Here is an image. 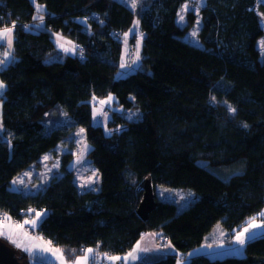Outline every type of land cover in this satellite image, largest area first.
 <instances>
[{
	"label": "trees",
	"instance_id": "1",
	"mask_svg": "<svg viewBox=\"0 0 264 264\" xmlns=\"http://www.w3.org/2000/svg\"><path fill=\"white\" fill-rule=\"evenodd\" d=\"M185 1L148 0L133 11L118 0H0V27L16 25L13 60L0 69V213L15 222L43 213L38 234L69 259L88 248L122 256L155 233L172 252L133 264H176L190 254L186 264H264V231L241 257L190 253L217 224L234 235L264 218V3L206 0L199 45L186 37L192 15L185 26L176 20ZM136 16L141 65L122 77V37ZM55 34L77 54L58 53ZM107 97L115 108L105 130L91 104ZM79 127L95 188L79 187L70 144L54 176L31 182L35 191L10 189ZM147 177L154 192L190 190L188 203L179 209L155 195L143 221L138 186ZM18 259L0 264H31Z\"/></svg>",
	"mask_w": 264,
	"mask_h": 264
},
{
	"label": "rangeland",
	"instance_id": "2",
	"mask_svg": "<svg viewBox=\"0 0 264 264\" xmlns=\"http://www.w3.org/2000/svg\"><path fill=\"white\" fill-rule=\"evenodd\" d=\"M121 3H124L127 5L131 10L136 11L140 5L143 6V3H146L148 0H135V7H132L133 0H118ZM259 3H264V0H257ZM206 0H186L182 6L180 7L179 13L177 15V22L179 25L185 26L189 23V16L192 15L193 17V24L192 27L189 29L186 37L187 39L195 44L200 45V41L198 39V29L200 27V9L205 5ZM183 16V21L180 20V17ZM37 17H41L40 14L37 15ZM139 20L136 16L134 18L133 24L131 28L123 34L122 37V54H121V63H120V74H123L122 77L127 76V74L130 73L133 69H137L138 66L141 65V46H142V40H141V34L139 32ZM3 28V27H0ZM195 33V35H193ZM127 34V35H126ZM54 43L56 47V51L64 56L66 53L71 54H77L76 50L74 51H65L64 48H73V44L67 40L64 36L61 34H55L54 36ZM63 44L64 47H61L60 45ZM258 48L260 51H263L262 41L258 43ZM0 60H4V53L10 52L8 48H3L0 50ZM58 57V56H57ZM55 56H52L48 58L47 61H53L55 59ZM123 65V67H122ZM129 72V73H128ZM132 73V72H131ZM0 82L1 79H0ZM4 84V83H3ZM5 85V84H4ZM5 91V87L0 90V115H1V103H2V97ZM100 101H105V103L101 104ZM112 101L109 100V97L100 99L94 103H92V120L94 124H98L100 126H103L104 129H107V122H108V114L110 113V110L112 108H115ZM107 109V111H106ZM59 116L60 118L65 121V114L63 111L59 110ZM128 116H131L133 113H126ZM50 121V122H49ZM49 123H51V119H49ZM2 130L1 122H0V131ZM83 128L79 127L76 128L74 131H72L68 137V139L62 143V146L58 148V155L55 157H52L51 155H46L48 157L47 160L44 158L42 159V163L40 166V171H37L36 173L33 172H27L25 174H22L20 178H17L12 181L10 189L13 191H19L24 194H29L35 190L33 188V184L31 182L35 183V181L43 182L46 179L48 180L49 176H54L57 168H59L61 155L67 153L69 150V145L72 144L73 150V160L70 163L71 169L74 170V173L76 175V181L80 188H87V187H93L95 188V183L98 181V175L94 168L90 165L88 159H87V153L90 150L89 145L86 142L85 139V133ZM68 142V143H67ZM86 147V151H85ZM16 181V183H13ZM22 181V182H21ZM34 186V187H33ZM190 190H184V189H168L166 187L157 186L156 192H154V195L161 200H171L172 202H175L178 204L179 209H181L184 205L188 203V197ZM168 195V196H167ZM170 196V197H169ZM157 202V200H155ZM264 213V210H263ZM9 217V216H8ZM11 218V217H10ZM44 218V214L40 213L39 218H37L36 215H33L32 218H25L21 222H14V220L11 218L10 220L5 221V224H8L10 227L0 229V231H3L5 234L0 235V239L9 247H11L13 250H15V256L16 261L19 262V259L22 255L27 256L29 263L31 264H60L59 259H57L56 255H53V252L51 251H44L42 250L43 247H51L53 250L59 249L60 252L63 254L66 264H75V260L79 257H81L83 253L79 256H77L74 259H69L67 257V254L65 253L64 249L61 247H56L49 245L45 239L40 237L38 234V226L42 219ZM30 220H36V225L33 226L31 224H26L25 221ZM1 223V222H0ZM255 223L264 225L263 220H255ZM16 225H23L22 229L16 228ZM248 227V225L246 226ZM245 228V227H244ZM243 228V229H244ZM242 229V230H243ZM218 230H221L220 224H217L214 227V235H218ZM239 232V231H238ZM237 232V233H238ZM24 233H27V236L24 235ZM234 234V237L236 234ZM257 233V232H254ZM253 233V234H254ZM211 234V233H210ZM258 235V234H257ZM259 237V236H258ZM152 236L148 237V239H142L137 245H139V249L136 251L137 258L135 260L129 259L127 262L124 260H118L115 261V264H133L136 263V261L139 259H143L146 256L153 257L157 255H168L172 252L173 248L169 242H167L165 239L157 237L160 245L150 244L149 242L152 240ZM216 240H223L221 237L214 238ZM15 241V243L13 242ZM233 245L229 246V243H226L224 241L217 242L214 244V246H208V247H202L200 248L199 253H208L212 256V258L219 257V258H225V257H241L240 255V249L238 244L235 240L231 242ZM17 245H21L18 247ZM35 245H41L42 247H36ZM137 245L130 249L127 253L122 255L121 257H125L128 255L129 252H132L134 249H136ZM25 248H28V251H25ZM94 250V249H93ZM175 252V251H174ZM179 255V254H178ZM107 256H115V255H107ZM94 257V258H93ZM191 257L190 255H187L186 258H182L181 256L177 257L176 264H186V262ZM88 264H113L112 261H109L105 258V254L102 255L99 252L93 251L92 254L89 256Z\"/></svg>",
	"mask_w": 264,
	"mask_h": 264
},
{
	"label": "snow or ice",
	"instance_id": "3",
	"mask_svg": "<svg viewBox=\"0 0 264 264\" xmlns=\"http://www.w3.org/2000/svg\"><path fill=\"white\" fill-rule=\"evenodd\" d=\"M132 7H135V0H133ZM37 11L38 12L42 11V9L40 8L39 5H37ZM37 18H39L41 21L43 20L42 16L41 17H33V19H37ZM183 19H184V17L181 16L180 20L183 21ZM15 27H16V25H15V23H13L11 25V27L6 26V27H3L2 29H0V44L6 42L9 49H11L12 44H13V32H14ZM193 35H195V33H193ZM60 46L64 47L63 44H61ZM262 46H264V42H262ZM64 50L67 52V51H74L75 49L73 47V48H64ZM3 55H4L5 59L0 60V64H4L7 62L8 57L10 56V52H5ZM122 67H123V65H122ZM4 87H5V85L3 84V82H0V90H2ZM111 99L112 98L109 97V100H111ZM100 103L103 104V103H105V101H100ZM233 111H235V110L233 109ZM81 131H83V130H81ZM86 150L87 149L85 147V151ZM44 159L47 160L48 157L46 156ZM13 183H16V181H14ZM261 215H264V213H262ZM36 216H37V218H39L40 213H37ZM4 219H5V221H7V220H10L11 218L8 217L7 215H5ZM36 222H37L36 220L25 221L26 224H31L33 226L36 225ZM8 227H10L8 224L0 223V229L8 228ZM15 227L22 229L23 225H16ZM261 227H264V225L255 223V217H253L251 219V221L249 222L248 227H245L242 231H239L236 234V237H235L236 242L240 245H243L245 243V240H246V234L250 233L251 229H256V228H261ZM4 234L5 233L3 231H0V235H4ZM24 235L27 236V233H24ZM13 242L15 243V241H13ZM47 243L49 245L51 244L50 241ZM17 246L20 247L21 245H17ZM35 246L36 247H42L41 245H35ZM138 249H139V245H137L136 249H134L132 252H129L128 255L123 257V258L118 257V256H107L106 254H105V258L108 259L109 261H112L113 264H115V261H118V260H124L125 262H127L129 259L135 260L137 258L135 253ZM28 250H29L28 248H25V251H28ZM42 250L53 252V255H56L57 259H59L60 264H66L64 256L60 252L59 249L53 250L51 247H43ZM93 251L94 250L92 248L86 249L84 252V255L75 260V264H88L89 256H90V254L93 253Z\"/></svg>",
	"mask_w": 264,
	"mask_h": 264
},
{
	"label": "crops",
	"instance_id": "4",
	"mask_svg": "<svg viewBox=\"0 0 264 264\" xmlns=\"http://www.w3.org/2000/svg\"><path fill=\"white\" fill-rule=\"evenodd\" d=\"M0 29H2V28H0ZM13 42H14V33H13ZM8 48V46H7V43L6 42H4V43H2V44H0V50H2L3 48ZM8 50L10 51V56L8 57V60H7V62L6 63H4V64H0V69H2V67H4V65H6L9 61H11V60H13V57H12V52H13V44H12V47H11V49H9L8 48ZM0 55H2L1 54V52H0ZM255 220H263L264 221V218H258V219H255ZM15 222V221H14ZM243 229V228H242ZM242 229L241 230H239V231H242ZM214 228H213V230H212V232H211V234H209L208 236H207V238H206V240H205V242H204V244L202 245V246H200V247H198V248H195L194 250H192L190 253H199V252H196V251H199L200 250V248H204V247H208V246H214V244H216L217 242H221V241H224V242H226V243H229L228 245L230 246H232L233 244L231 243L232 241H236V239H235V237H234V235H232V234H229V233H226V232H224L223 230H218V235L216 236V235H214ZM262 231H264V227H261V228H256V229H251V231H250V233H248V234H246V240H245V242L246 241H248V240H250V239H253V238H255L256 236H258L257 234H260ZM254 232H257V233H254ZM254 233V234H253ZM153 237L152 238V240L149 242L150 244H153V246L155 245V242H156V245L158 244V239H157V234H155V233H146V234H143L141 237H140V239L134 244V246L133 247H135L140 241H142V239H148V237ZM216 237H221V238H223V240L221 239V241L220 240H216V239H214V238H216ZM46 241V240H45ZM47 242V241H46ZM245 244V243H244ZM244 244L243 245H240L239 246V249H240V254H242L243 253V247H244ZM132 247V248H133ZM204 254H206V253H204ZM84 255V254H83ZM82 255V256H83ZM207 256H209V257H211L212 258V256L211 255H209L208 253L206 254ZM115 256H118V257H121V256H119V255H115ZM14 257H17V256H14ZM122 258V257H121ZM217 258H219V257H217ZM89 260V259H88ZM139 260V259H138ZM137 260V261H138ZM136 261V262H137Z\"/></svg>",
	"mask_w": 264,
	"mask_h": 264
},
{
	"label": "water",
	"instance_id": "5",
	"mask_svg": "<svg viewBox=\"0 0 264 264\" xmlns=\"http://www.w3.org/2000/svg\"><path fill=\"white\" fill-rule=\"evenodd\" d=\"M138 191H142V199L137 208V215L143 220L148 219L149 214L157 205L151 180L147 177L138 186ZM15 250L7 246L0 239V261L14 263Z\"/></svg>",
	"mask_w": 264,
	"mask_h": 264
},
{
	"label": "built area",
	"instance_id": "6",
	"mask_svg": "<svg viewBox=\"0 0 264 264\" xmlns=\"http://www.w3.org/2000/svg\"><path fill=\"white\" fill-rule=\"evenodd\" d=\"M5 215H7V214H5V213H0V222H1V223H4V222H5V219H4Z\"/></svg>",
	"mask_w": 264,
	"mask_h": 264
}]
</instances>
